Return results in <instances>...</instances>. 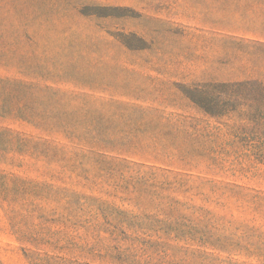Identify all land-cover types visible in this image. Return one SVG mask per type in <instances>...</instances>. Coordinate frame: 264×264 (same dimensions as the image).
I'll use <instances>...</instances> for the list:
<instances>
[{
  "label": "rangeland",
  "instance_id": "1",
  "mask_svg": "<svg viewBox=\"0 0 264 264\" xmlns=\"http://www.w3.org/2000/svg\"><path fill=\"white\" fill-rule=\"evenodd\" d=\"M249 80L264 0H0V264H264Z\"/></svg>",
  "mask_w": 264,
  "mask_h": 264
},
{
  "label": "trees",
  "instance_id": "2",
  "mask_svg": "<svg viewBox=\"0 0 264 264\" xmlns=\"http://www.w3.org/2000/svg\"><path fill=\"white\" fill-rule=\"evenodd\" d=\"M204 111L216 119L231 121L229 132L264 166V85L238 81L217 86L213 109Z\"/></svg>",
  "mask_w": 264,
  "mask_h": 264
}]
</instances>
